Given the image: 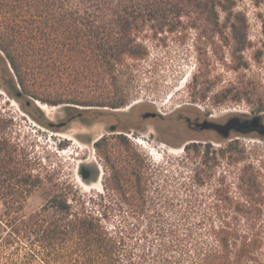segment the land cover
Returning a JSON list of instances; mask_svg holds the SVG:
<instances>
[{
	"label": "trees",
	"instance_id": "trees-1",
	"mask_svg": "<svg viewBox=\"0 0 264 264\" xmlns=\"http://www.w3.org/2000/svg\"><path fill=\"white\" fill-rule=\"evenodd\" d=\"M234 7L235 0H0V53L16 90L28 97L49 105L119 109L127 101L117 67L148 56L147 28L153 37L184 22L229 28L233 68L245 67L239 54L248 45L246 18ZM61 65L78 82L107 77L110 94L50 97L32 88L31 75ZM11 120L0 112V264H264L259 171L251 163L215 169L223 159L244 160L236 141L218 149L185 144L203 165L190 175L164 173L161 165L147 173L136 153V167L115 169L106 155L118 200L70 201L69 191L60 190L27 209L29 196L52 174L36 169L39 158L13 135ZM117 138L130 148L126 137ZM103 141H95L99 151ZM154 178L164 182L153 184Z\"/></svg>",
	"mask_w": 264,
	"mask_h": 264
},
{
	"label": "rangeland",
	"instance_id": "rangeland-1",
	"mask_svg": "<svg viewBox=\"0 0 264 264\" xmlns=\"http://www.w3.org/2000/svg\"><path fill=\"white\" fill-rule=\"evenodd\" d=\"M234 11L244 14L247 24V47L241 52L246 66L234 69L231 55L233 40L229 28L221 30L188 27L184 22L173 32L159 33L153 37L147 28L144 45L148 56L143 59L127 58L117 67V77L126 105L119 109L82 107L63 103L49 105L41 102L44 109L36 106L42 119L24 104L15 99L5 87L9 78L0 53V112L11 117V130L16 139L29 144L31 154L39 158L38 171L52 174L51 180L44 179V186L34 191L27 200V209H33L46 201L54 191H69L71 201L81 198L86 203L115 201L120 195L111 184V163L115 169L136 167L132 154H139L143 170L154 172L157 165L168 173L182 171L190 175L192 170L203 167L200 155L185 144L199 143L204 149L207 143L214 149L223 148L229 142H237L244 150V160L228 164L223 159L216 170L241 167L251 163L259 171L264 184V139L253 135L229 134L225 138L209 135L204 139L187 141L182 139V125L154 119L137 124L141 108L149 107L160 114L183 110L189 115L207 113L218 119L228 114L249 115L262 110L264 117V0H235ZM224 12H219L220 23L224 24ZM201 34V35H200ZM50 63V62H49ZM63 66L58 71L51 69L29 77L32 88L42 95L76 96L110 94L107 77L98 82L77 81L67 74ZM236 95L241 98L235 99ZM81 112L80 117L61 127H48L44 119L55 123ZM112 124H118L110 130ZM127 138L129 147H124L117 138ZM164 135V136H163ZM164 138H163V137ZM104 138V150H98L95 141ZM140 140L141 142H138ZM104 151L106 154H104ZM109 157L110 161L107 159ZM87 166L92 171L93 184L85 187L80 170ZM99 179L97 180V177ZM98 183H97V181ZM163 183L162 179H152ZM70 187L65 190V187ZM131 194V191L128 192ZM116 212L113 216L118 217Z\"/></svg>",
	"mask_w": 264,
	"mask_h": 264
},
{
	"label": "flooded vegetation",
	"instance_id": "flooded-vegetation-1",
	"mask_svg": "<svg viewBox=\"0 0 264 264\" xmlns=\"http://www.w3.org/2000/svg\"><path fill=\"white\" fill-rule=\"evenodd\" d=\"M262 110L249 115L228 114L223 118H210L207 113L189 115L179 109L169 114H160L149 107L141 108L138 113L137 124H144L154 119L162 122L181 124L183 129L180 133L182 139L194 141L195 139H204L209 135L225 138L229 134L253 135L264 139V117ZM155 113V114H154ZM148 114V116H144ZM154 114V115H153ZM80 115L72 114L68 116L63 126L79 118ZM63 122V121H62ZM115 128L118 124H112ZM164 136V135H163ZM162 136V137H163ZM164 138V137H163ZM84 174L87 178L92 176V171L87 166H83Z\"/></svg>",
	"mask_w": 264,
	"mask_h": 264
},
{
	"label": "water",
	"instance_id": "water-1",
	"mask_svg": "<svg viewBox=\"0 0 264 264\" xmlns=\"http://www.w3.org/2000/svg\"><path fill=\"white\" fill-rule=\"evenodd\" d=\"M3 90H7L15 99L21 101L27 109L34 112L39 117V119H42V116L40 114H38V110L36 109V106L41 108V102H39L37 99H33L31 97L24 95L20 90H16L14 82L11 78L5 79V87H3ZM80 114H81V112L77 113V115H80ZM144 116L146 117V116H148V114H146ZM44 123L48 127H61L66 122L63 121V122L55 123L51 120L44 119ZM110 130H112V131L115 130V126L111 125ZM80 178L82 179L83 183L87 186H90L93 184L94 180L93 179L88 180V178L84 174L83 168H81V170H80ZM98 179H99V176L97 177V180Z\"/></svg>",
	"mask_w": 264,
	"mask_h": 264
},
{
	"label": "bare ground",
	"instance_id": "bare-ground-1",
	"mask_svg": "<svg viewBox=\"0 0 264 264\" xmlns=\"http://www.w3.org/2000/svg\"><path fill=\"white\" fill-rule=\"evenodd\" d=\"M41 108L44 109V106L41 105ZM137 141H138V142H141L140 140H137ZM97 183H98V181H97ZM84 186H85V187H89V186H87V185H85V184H84Z\"/></svg>",
	"mask_w": 264,
	"mask_h": 264
}]
</instances>
